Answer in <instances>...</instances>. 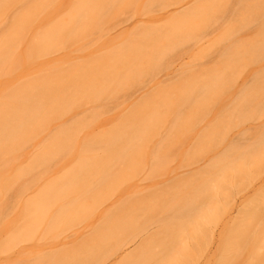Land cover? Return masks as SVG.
<instances>
[{
    "label": "rangeland",
    "instance_id": "374dc122",
    "mask_svg": "<svg viewBox=\"0 0 264 264\" xmlns=\"http://www.w3.org/2000/svg\"><path fill=\"white\" fill-rule=\"evenodd\" d=\"M78 1L79 0L0 1V8L2 7L0 12V26L3 27L4 25L8 26L7 28H9V26L13 25L14 21L17 19L31 26H28V28H31L30 31L17 34L21 37L29 38L34 34L40 35L41 32L46 30L47 26L65 24L63 25V27H65V32L70 34V37L80 40L78 42H66L63 45H58L52 49L48 56H46V58H48L51 63L57 67L62 65L66 67V65L68 66V63L77 65L82 63L86 64V62L88 63V61L90 62L91 60L99 59L100 61L102 56L108 54L109 51H113L115 47L116 49H119L122 43L127 41L131 43H135L136 41L138 44L137 46L143 47L141 54L145 59V62L141 65L140 61L136 63L130 60L131 63L129 62V70L126 71L127 73L125 74V72H123V76L120 74L122 76V80L120 79L122 85L119 87H114L112 89L114 91L111 93L108 92L101 94V97L95 101L85 102V104L81 103L83 104L82 107L79 108L78 106L77 109L68 112L66 116L63 117L62 123L64 124V121H66L70 124V122H75V120L78 118H82L81 116L90 114L93 110V112L96 110L95 113L100 110L99 113L101 112V114H104L99 120L97 119L98 121L94 120L96 122H93L91 119L92 123L90 122L91 124H87H90L89 126L82 127V132L76 136V139L78 140H76V142L78 145L80 144L79 146L81 147V144H84L83 141L87 139L88 134H96L100 133V131H106V129L112 127L115 122H123V120L121 121L120 119L125 118L130 112H132V108L137 106L139 103H142V101L148 100L149 103L154 101H163L165 104L168 103L167 105H169L170 111L167 112L169 110L168 107V110L162 107L161 109L159 108V105L156 106L154 104L156 107H158L157 109H161V111H157L159 113L161 112L163 118L159 123L154 125V127H151V138L150 140L148 139L149 141H147L146 145H144L145 151H143L141 155L138 154L136 156V159L138 158L137 160L140 162V166H138L139 164H135V167L133 168H136V166L138 168L136 171H134L135 169L133 170L134 172H132L130 178L127 179V181L129 180L127 184L123 185L122 182L123 190L121 189L118 192H116L117 189L116 191L114 190L116 193L113 192L109 199L106 198L107 200H104V203L102 202V206L98 204L101 206L100 208L94 207L93 209L92 207L89 209L90 212L95 211L96 209L97 212L100 211L102 214L99 212L98 215L95 211V213L92 214V217H89V220L87 219V222H84L86 219L84 221L77 222V217H75L76 219L73 218L75 219L74 222H76L75 225L71 221L72 219H69L70 221L68 222H72V226H68L70 224L69 223L67 225L68 227H63V229L57 231L56 233H53L55 230L52 231L51 229L53 235L52 233L50 234L49 230H47L48 228H46L47 233L45 234L44 232L45 236H47L49 233L48 235H52L53 237H48L49 240L48 238L46 240L42 232L45 229L43 228L45 225L43 227L41 226L43 229H39L42 231L38 230L36 232L34 231L35 233L32 232L33 235L35 234L34 236L32 235V239H29V236L26 237L27 239H23L25 237H22L21 239L23 240H19L18 242L15 241V244L13 242L12 246L8 247L9 249L6 248L8 249L7 251L5 250V252L2 254L0 253V264H47L46 262L48 261H46V259L48 260V258L45 259V257L51 256L53 260L54 253V256H56V253L58 252H65V254L66 252H72L75 245L80 240H83V236L91 231L89 228H93L94 225H97V222L101 220L100 218H102V216L104 218L103 214H110L112 212H107L111 206L117 204L121 198H123V200H128L131 194H133L134 197L135 195L136 197L140 196L138 199L142 198L141 196H145L146 198L148 194L159 197L158 195L160 194V197L164 199L163 202H165L167 205L168 203L172 202V205L170 204V206L172 207L171 209L174 210L175 207L173 208V201L176 199V197H174V191L176 190L174 185H179V182L181 181H183V183L187 182L188 190H186L189 192V195H191L192 191H194L193 189H196L199 185L209 187L211 184H215V181L212 179L214 173L212 174L211 172L213 164L216 161H218L217 163L220 164L221 159L225 157L221 163H225L227 167L230 166L229 164L233 165V163L236 165L235 162L242 163L243 161H246V171L240 172V174H237L233 178L229 175L228 177L224 176V178H226L224 179L225 184L222 182L224 184V193L220 191L221 193L219 192V194L221 195L213 196L212 198L215 197L214 199L206 196V194V197L203 198L201 197V194H196L199 196L200 202L199 205H195L193 202L195 206L192 207L193 209L195 207L193 212H195V216L197 217H191L194 215L193 212L190 217L200 222V225L196 224V226H201V230L200 227L197 230V232L199 230L201 231H199L201 234L200 242L196 241L197 239L194 240L191 238L193 237L192 235L194 232H192L193 234L190 233V228H188V226H185L186 228L183 229V225H185L182 224L183 221L180 222L181 224L179 223L180 227H182L181 229L183 230L180 229L181 231L179 232L175 229L173 225L175 221L173 218V213H176V210L173 212H167L170 210L167 205L165 208L163 207V211L160 210L158 213H155L152 216H146L148 215L147 212L152 211L153 207H155L152 205L153 207H150V209L152 208L151 210L145 208L147 211L144 213L145 215H139L138 219L136 217L138 223L132 222L133 218H131V220L128 215L129 213H126V216L128 217L126 218L130 219L131 224H133L132 227L139 225L137 229L134 227V229H132L130 232H127L128 229L126 232H124L125 230H121L123 233L120 234H116V231L112 232L117 235L115 240L120 242V244L126 240L129 241V239L130 241L132 239L131 242L128 243L126 241L128 243L127 245L126 242H124L125 246L120 245V251L117 249L118 247H116L118 246L117 244H115L116 248H114V246L109 247L107 245L108 247L106 249L103 248L104 250L100 252H98V248L95 255L98 256V254H100L102 259L99 257L98 259L101 261L92 262L91 257L93 255L91 256V254H93L94 251L91 254L89 253L91 257L89 260L87 259V264L90 260L92 262L90 264H171L172 262H175V260L170 258L167 260V258H177L178 262L180 245L182 246V243H186L187 245H185L188 246V249L186 250L189 251V256H187L186 252L185 257L187 258L183 263L181 262V264L216 263V258L218 257L217 254L221 252L220 247L221 249L223 248V246H221V239L224 236L225 230L232 225L234 226L235 221L242 222L244 219H246L245 213L248 208H257L256 210H258L259 214H261V219L258 221L256 226H259V229L264 228V53H258L256 50L259 45H261V43L264 44V0H85L89 3V6L92 7L90 9L93 10L92 12H89V10L87 12L83 11V13L82 10L79 9ZM77 20L88 22H85L86 25L81 28L78 26L75 28L73 26V22H77ZM78 24H80V22H78ZM2 27H0V36L3 30ZM146 29H151V31L152 29H155V31H157L156 33L158 39L153 38L141 41V33H143V31ZM150 33H153V31ZM64 35H66V33H64ZM233 49H237L238 51L240 50V53H230ZM38 61V63H34L32 65L34 70H40L42 68L40 63L41 61ZM100 65H102V67L104 66L102 63ZM109 66L111 65L107 63V66L105 65L104 67L109 68ZM124 66L126 67L127 65ZM102 69L103 68L99 70ZM98 74L97 77L100 76L103 81H109V78L107 75H105V72L103 73V71H100ZM108 84L112 88V84ZM159 102L157 104H161V102ZM162 105L163 107L167 106H164V104ZM93 112L91 113L92 115L94 114ZM178 116L181 117V120L183 119L181 122H178ZM90 118L91 117L89 116V119ZM127 121L129 122V120ZM59 123L61 122L54 121L53 124H51V128L56 129L54 126L59 125ZM83 128L88 129L83 130ZM46 134L47 133L43 134V136ZM45 138L43 139L45 140ZM259 144L262 145V148L258 146ZM161 146H165V148L158 151L157 149ZM33 147H31L30 144L29 147H26V149L22 150L25 151L24 154H22L23 156L21 155L22 157L20 161L18 160V165H20L22 162L24 163V161L26 163L27 158L28 160L29 158L31 159V153L35 151ZM91 154H93V152ZM78 155V150L76 152L70 153L69 155H60L58 156L59 158L55 160V162L52 161V164L54 163L53 165L51 163L49 164L52 166H48L49 168L47 167L45 169L43 168V170H46H42L43 172L41 170L39 171V168H37L34 172L37 178L33 184L30 183V185H28L29 183H27V179L21 178V183L19 182L17 183L18 185L16 184L18 187L20 186L19 184L22 185V182L24 181L27 183V186L26 183L24 184V187H27L24 189L25 191L22 189L23 185L19 187H22L21 189L23 190V193L20 191L22 195H20L19 192L20 196H16V194L18 195V192L14 194L10 191L11 194L9 193V197L7 196L8 198L5 199V201L7 200L6 203L5 201L3 202V204L5 203V205H9L8 207L6 205L8 210L6 209L7 212H5V208H3L5 206H3L2 209L5 210L3 211L5 213L1 212L0 214V222L2 224V226L0 224V243L1 246H3H0L1 249L4 248V245L10 238V232L11 234L13 231L16 234L22 233L19 229H16L19 225V228L22 227L21 222L23 218L20 216L21 213L19 210L21 211L22 209H25L23 205L25 204L24 206H26L31 203L29 199H33L37 190L43 186L46 180V184L48 185L50 184L49 181L55 180L53 179L55 176L63 173V171L66 173L68 172L66 169L75 166L73 165V161L76 160L75 158H77ZM22 158L24 161H22ZM80 158L77 159L80 160ZM226 158H228L227 162L225 161ZM70 163H72V165H70ZM16 164L17 162L14 166H16ZM118 165L121 166V163H117V165L113 167V170L114 168L119 169L120 167ZM156 165L159 166L160 169L158 168L159 170L154 171L155 173L152 174L151 171L155 169L154 166ZM242 165L243 163L240 166ZM68 166L69 168H67ZM214 169L217 170V168ZM41 172V176H38ZM224 173L227 174L226 171ZM124 182L126 181L124 180ZM180 184L182 185V182ZM96 185L99 186L100 184ZM119 186L121 187V185ZM215 186L218 187L216 184ZM108 187L109 186H106V188ZM180 187H178L179 191H182L185 188L183 186V189L180 190ZM219 187L221 188L220 185ZM11 188H13V186ZM15 189L13 190L15 191ZM222 189L223 185L221 190ZM202 193H204V191ZM194 194L195 192L192 195ZM102 195V199H105V193ZM176 195H179V193L176 192ZM155 197H152L151 200H153ZM82 198V203H84L86 201H84L86 197ZM178 198L182 197L178 196ZM183 198H185V196ZM187 198L185 200H187ZM199 198L197 199L199 200ZM91 200L92 199L89 198L86 201L88 205L92 204ZM154 200H156V198ZM154 200L152 202L155 203L154 205H156L157 201L154 202ZM189 200L191 199L189 198L188 201ZM28 201L29 203L26 204ZM95 201L93 199V202ZM129 201L133 202L132 200ZM142 203L140 204L142 205ZM32 204L33 202L31 203V206H28V208H34H32V211L31 209L28 210L27 207L26 209L28 210V213L31 211V214H33V216L36 218L35 211L37 208L32 206ZM181 204L182 202L180 203V207L182 206ZM93 205L94 203L92 206ZM189 206L191 207V205ZM58 207L59 205L56 207V209H58ZM85 207L88 208L87 205ZM113 208L114 207L111 209ZM143 209H141L142 212H144ZM188 209L186 208V210ZM55 210L51 211L50 214H47L48 216L50 215L49 219H46L48 220L47 222L51 220L53 221L52 218L54 215L52 218L50 217L52 212L54 213ZM186 210L184 208L183 211L191 214L190 210V212ZM256 210L254 211L256 212ZM115 211L116 210H114V212ZM180 211L177 212L179 213L178 216H183ZM90 212L89 214L91 215ZM138 212L135 213V215L139 214ZM153 212L154 211H152V213ZM38 213H36V215ZM152 213L150 212V214ZM111 214V216L109 215L111 219H114L115 217L117 218L113 212ZM40 215L38 216L40 219H42L44 215H41L42 217ZM47 215L45 214L46 217ZM121 215L120 219L122 218ZM132 215L133 214H131L130 217H133ZM213 215H215L216 218L212 217ZM54 217L56 218V216ZM109 217H106L107 222H109ZM185 217L186 216L183 218ZM162 220L170 223H172L170 220H173V226L170 225V228H174L176 232L182 233V236L180 237L181 240L182 238L183 241L186 239L184 242H176L178 245L175 242H172L175 245L172 244V246H170V244H167L169 241L165 243L166 245H169V247L166 246L168 255H166L165 252L164 254L166 257L164 259L169 262H166L159 256L161 253H163L164 247L162 248V245L160 246L157 242H160L162 239L164 240L166 234L169 233L168 231H171L168 230L167 225L168 231H162L163 229H160L161 226H159L160 228L158 227V225H161L159 223H161ZM196 220L195 222H197ZM9 221L11 224L12 222H15L14 224L18 223V226H14L13 224L12 226H14V229H11ZM23 221L25 222V219ZM125 221L128 222L129 220ZM189 221H191V219ZM5 222L6 224L4 227L3 225ZM100 222L98 223V228L103 221L101 224ZM118 222L119 223H117V225L123 224L122 228L124 229L125 223H120V220ZM23 224L24 223H22V225ZM59 224L62 225V222ZM110 224H113V222ZM128 224V227H131L129 222ZM193 225L191 226L193 227ZM60 226L59 228H62L63 225L61 227ZM15 227L17 228L15 229ZM94 227L96 230L98 229L97 226ZM102 227L100 229L104 228ZM108 227L109 226H107V228ZM9 228L11 231L8 232ZM107 228H105V230ZM110 228L112 227L110 226ZM55 229L58 228L55 227ZM194 229L196 230L197 227H194ZM194 229L193 231H195ZM108 231H110V229ZM231 232H234V234L236 233L235 229H233ZM117 233H119V230ZM101 234L103 235V232H101L99 236H101ZM109 234L110 232L107 235L109 236ZM230 234L231 233H227L226 235L229 236ZM18 236L15 235L16 239ZM87 236L90 238L89 235H86L85 237ZM99 236L98 238H100ZM112 236H109L108 239ZM95 237L93 238L96 239L97 237ZM107 237L105 239H107ZM11 238H13V236H11ZM169 238L172 239L173 237L171 236ZM5 239L7 240L5 241ZM250 239L251 237H249L243 243L247 244L248 240L251 241ZM2 240H4L5 243H3L4 241L2 242ZM111 240L110 242L112 244V242L115 240ZM177 240H180L179 237ZM104 241L105 240L101 242L99 241V247L102 246L100 243L102 244ZM107 241L109 242V240ZM94 242V245H96L97 241L94 240ZM88 243L89 242H87L86 245ZM83 244L85 245V243L82 242V245ZM92 245L93 243L89 246V248ZM104 247H106V245H104ZM122 247L123 250L126 249L125 252H122ZM261 248L259 255L264 252V248H262L263 250ZM254 249L255 251L259 252L256 247ZM184 250L185 249L183 248V251ZM247 250V252L250 254V247ZM2 251L3 250L0 252ZM89 251L90 250H88V252ZM180 251L182 250L180 249ZM248 253L243 255L242 258H239L243 264H247V256H249ZM71 254L72 253H70V255ZM78 254H80V251ZM81 254L79 257L83 255ZM164 254H162V256ZM263 254L264 253L261 255L262 257ZM41 257H44V260H38L41 259ZM60 257H62V254ZM76 257L77 256H74V258ZM79 257L77 258L79 259ZM86 257L84 260H86ZM71 258L74 259L72 256ZM214 259H216L215 262ZM64 260H61L64 263H60L67 264L66 262L69 261V259L66 262ZM241 261H239L240 264H242ZM79 262L80 261L77 263L80 264Z\"/></svg>",
    "mask_w": 264,
    "mask_h": 264
},
{
    "label": "bare ground",
    "instance_id": "6f19581e",
    "mask_svg": "<svg viewBox=\"0 0 264 264\" xmlns=\"http://www.w3.org/2000/svg\"><path fill=\"white\" fill-rule=\"evenodd\" d=\"M86 2L87 1H85V0H83V1L79 0L78 1L79 9L82 10V13H83V11L87 12L89 10V12H92V10H93V9L92 10L90 9L92 7H90L89 3L88 2L86 3ZM1 9H2V7L0 8V12H1ZM70 22H72V21H70ZM78 22H80V24H78ZM85 22H88V21H85ZM85 22L77 20V22L76 21L73 22V24H74L73 26L75 28H76V26L81 28L84 25H86ZM61 24H63V23H61ZM63 25H65V24H63ZM63 25L47 26L46 30L41 32L40 35L34 34L33 36H31L29 38H24V37H21L20 35H17L18 33L22 34V33L28 32L31 29L30 25H27L26 23H24L21 20H18V19L15 20L14 24L9 26V28H7L8 26L3 25V27L6 29H4L2 26H0V27H2L3 30H6V31H3L1 29L2 32H1V36H0V201H2V202H0L1 203L0 214H1V212L5 211L6 209L8 210L7 207L9 205L6 204L7 205V207H6L5 203L7 200L5 201V199H7L9 197L11 192L14 194L16 192H18V195L16 194V196H20V195H22L23 190L25 188H27V187H24V184L26 183L25 181L22 182L23 186L21 184H19L20 186L23 187V188L21 187L23 190L21 188H19L20 186L19 187L17 186L18 185L17 183H19V182L21 183V178H26L27 183H29L28 185H30V183L33 184V182L36 181V178H37V176L34 174L35 170L37 168H39V171L40 170L42 171L43 168L45 169L48 166H52L54 164V163L52 164V161L55 162V160L59 158L58 156L64 155V154L69 155L70 153L76 152L78 150L79 155L77 156V158L81 157L80 160L75 158L76 160L73 161L74 162L73 165H75L76 167L72 166L69 168V166H68L67 168H69V169H66V170H68V172L64 173V171H63V173H61V174H59L53 178L56 180V182H55V180H53L54 182L49 181L50 184L47 185L46 184L47 180H46L45 183L43 184V186L37 190L33 199L32 200L29 199V201H31V203L33 202L32 206L37 208V210L35 211L36 218L33 216V214H31L33 207L28 208V206H31V203H29V201L26 202V204L29 203L28 205H26V206H24L25 204L23 205V207H25V209H22L23 212H22V210L20 211L18 209L19 212L21 213L20 216H22V218H23L22 222H21L22 227L19 228L20 225L18 226V223H16L17 225L14 224L15 222L14 223L12 222V224H11V222L9 221L10 222L9 224L11 225V227H10L11 229H14L13 228L14 226H18V228L15 227V229L16 228H17L16 230L19 229L20 232H22V233H20V234L17 233L19 235L18 236L14 231L12 232V234L10 232V235H9L10 238L9 239L12 241H10L7 238L8 241L4 245V248H2V249H1V247H3V246H1V243H0V246H1L0 251L3 250L2 252H0L1 254L3 252H5V250L7 251L9 249L8 247L12 246L13 242L15 244V241L18 242L19 240L21 241L23 239H27L26 237H28V236H29L28 237L29 239H32L33 236L35 235V234L33 235V233H35L38 230H41L39 228H42L44 225H45V227H43V228H45V229H44V231H42V230L41 231L43 232V235L45 236V234L47 233L46 232L47 230H49V233L51 234L52 231H54V230L55 231L53 233H56L57 231H60L61 229H63V227L65 228L68 226H72V224H71L72 222L75 225V223H76V222H74L76 219L75 217H77V219H76L77 222L78 221H84L85 219L86 220L84 222H87L90 219L89 217H92V214L95 213V211L99 215L100 211L97 212V210L95 209V211L90 212L89 209H91L92 207H93V209H94V207L100 208L102 206V202L104 203L105 202L104 200L109 199L110 196L113 194V192L116 191V189H117L116 192H118L119 190L122 189V182H123V185H125L129 182V180L127 181V179H129L130 176L132 175L131 173L136 171L138 168L137 166H136V168H133V167H135V164L140 163L139 160H137L138 158L136 159V156L138 154L141 155L142 152L145 151L144 145H146L147 141H149L151 138V133H152L151 127H154V125L159 123L163 118V116L161 115V112L159 113L158 111H161L162 108H166V110H168L170 108L169 105H167L168 103L165 104V103H163V101L162 102L160 101L161 104H157L159 101L158 102L154 101L155 103L154 102L149 103L148 100L142 101V103H139L140 105L139 104L137 105L138 107L135 106L136 108L135 107L132 108V110H131L132 112L129 113L131 116L128 114L129 116L127 115L125 118L120 119L121 121L123 120V122H120L118 120L119 122H115V124L112 127L106 129V131H100V133H96L97 136H96V134H93V133L88 134L87 139H85L83 141L84 144H81V147H80L79 146L80 144L78 145V143L76 142V140H77L76 136L82 132V130H81L82 127L83 126H85V127L89 126L92 123L91 119L93 120V122L98 121L100 119V117H102L104 114H101V112L99 113L100 110H98L97 113H95L96 110H95V112H93L94 111L93 110V111H91V113L92 112L94 113L93 115L91 113L87 114L91 117L90 119H89V116L83 115V116H81L82 118H78L77 120H75V122L74 121L70 122V124L66 121H64V124H63L62 123L63 117H65L68 112L77 109L78 106H79V108L82 107L83 104H85V102L95 101L96 99H99V97H101V94L108 93V92L111 93L112 91H114V90H112L114 87H119L120 85H122V82H121L122 76H123L122 73L125 72V74H126L127 73L126 71L129 70L130 60L133 62H136V63H138L140 61V64L142 65V63L145 62L144 61L145 59L143 58V56L141 54L143 47L137 46L138 44L136 41H135V43L134 42L131 43V42L127 41L125 43H122V45L120 46L119 49H116V47H115L113 49V51H109L108 54H105L104 56H102V58H100V61H99V59L91 60L90 62L88 61V63L86 62V64L82 63V64H77V65H72V64L68 63V66L66 65V67H64L63 65L57 67L53 63H51V61L48 58H46V56H48L49 53H51L52 49L58 45H63L66 42L71 43V42L80 41L78 39H74V37H70L71 35L68 34L67 32H65V27H63ZM28 26H30V27L28 28ZM149 31L150 32L153 31V33H150ZM152 31H151V29H149V30L146 29L145 31H143V33H141V37H140L141 41L142 40L145 41V40L153 39V38L158 39V36L156 33L157 31H155V29H152ZM64 33H66V35H64ZM256 50L258 53H264V44L261 43V45H259V47ZM230 53H240V50L238 51L237 49H233ZM38 60L41 61L40 63L42 65V68H41V65H40V68L42 70L41 69L40 70H38V69L34 70L33 69L32 65L34 63H38L39 62ZM99 63L100 64L102 63L104 66L105 65L107 66V63H108L111 66H109V68L108 67L106 68L104 66L102 67V65H100ZM123 63H124V65H127L128 67L127 66L125 67L123 65ZM35 65H37V64H35ZM99 66H100V68H99ZM101 68H103V69L99 70ZM100 71H103V73L105 72V75H107V77L109 78V81H103L100 76H99L100 79H99V77H97L99 75L98 73ZM116 80H117V82H116ZM108 83L112 84V88L109 86ZM116 84H117V86H116ZM81 103H83V104H81ZM154 104L156 106L159 105V108H161V107L162 108L157 109L158 107H156ZM162 104H164V106H166V105L167 106L163 107ZM167 107H168V109H167ZM169 111H170V109L167 112H169ZM102 113H103V111H102ZM178 117H177V120L179 119L178 122L179 121L181 122L183 119L181 120V117H179V118ZM79 119H81V120H79ZM125 119H126V121H125ZM94 120H96V121H94ZM127 120H129V122ZM54 121H60L61 123H59V125H61V126H59V125L54 126V127H56V129L51 128V124H53ZM87 121H89V122H87ZM66 123H68V124H66ZM88 123H90V124L87 125ZM85 129H88V128H83V130H85ZM45 133H47L46 134L47 136L44 135L46 138L43 136V134H45ZM40 137H41V140H40ZM43 138H45V140ZM88 138H89V141H88ZM83 142H80V143H83ZM30 144H31V147H33V145H34L33 149L35 150V151H33V153H31L32 154V157L30 156L31 159L29 158V160H28V158L25 157L28 160V161L26 160V163H25L24 159L22 158V161H24V163L22 162L23 164L21 163L20 165H18L21 157L23 156L22 154H24V151H25V150L24 151H22V150L26 149V147H29ZM258 146L260 148H262L261 144H259ZM163 148H165V146H161L157 150L159 151ZM92 152L94 155L91 154ZM223 159H225V157H223ZM223 159H221V161ZM219 161H220V159H219ZM221 161H220V164L222 167L220 166L219 163H217L218 161H216L213 164V168L211 171L212 174L214 173L216 175L215 176L213 174L212 179H213V181H215V184L218 185V187L215 186V184H211L209 187L199 185L200 187L198 186L196 189L194 188L193 189L194 191H192L191 195H189V192L187 191L188 190L187 189V187H188L187 182L183 183V181H181L182 185L180 184L181 182H179V185L182 187H180L178 184H175L176 186L174 185V187L176 190L174 191V193H175L174 197H176V199H174V201H173V208L174 207L177 208V206H178L179 209L174 208V210L171 209L172 207L170 206V204L172 202L168 203V205H167L165 202H163L164 199L162 197H160V194L158 195L159 197H157V196L155 197V196L148 194L147 196L149 198L146 196L147 199L145 198V196H141L142 198L138 199V197H140V196L136 197V195H135V197H134L133 194H131L133 196L128 195L130 198L128 197L129 198L128 200L125 199L126 201L123 200V198H121L120 199L121 202L120 201H118L119 203L117 202V204H119V205L114 204L113 206H111V208L114 207L113 209L109 208L107 210V212L112 211L113 214L115 216H117V218H119V219H117L116 217L115 218L113 217L114 219H111L109 217V215L112 212L110 214L105 213L108 216L103 214L106 221L104 220V218L102 216L103 220H102V218H100L101 220H99V222L103 221L102 224L100 222V224H101L100 227L98 228L99 222H97V225H94V226H97V228H98L97 230H99L103 225L104 228L102 227L103 229H100L101 231L100 230L97 231L94 226H93V228L95 230L92 227L89 228L91 230L90 232L91 233L93 232V233L92 234L90 232L86 233L83 236L84 237L83 240H80L77 243L80 246L76 244L77 246L75 245L72 252H66V254H65V252L56 253L59 257L57 255L54 256L55 255V253H54L53 254V260L55 263L53 262L51 256L45 257V259L48 258V260L46 259V261H48L46 263L47 264H61V263H64L61 260L65 259L64 261L66 262L69 259L70 262L69 261L66 262L67 264H78L77 263L78 261H80L79 262L80 264H82V263L87 264V261L90 259V257L92 255L94 256V257L93 256L91 257L92 262L93 261L94 262L95 261L96 262L101 261L98 259V257L101 258V255L100 254H98V256L95 255V253H97L96 250L98 248H99L98 252H100V251L104 250L103 248L106 249L108 246L109 247L114 246V248L118 247L117 249L120 251L119 246L120 245L123 246L124 242H126V241L128 243L131 242L132 239H131V241H130V239H129V241L128 240H126L124 242L122 241L123 243L120 244V242H117V240H115L117 237L116 234L123 233L122 231H124V230H125L124 232H126L127 229H128L127 232H130V231H132V229H134V227H135V229H137L139 227V225L132 227L133 224H131V222H130L132 220L131 218H133L132 222L138 223L137 219L139 218V215H145L144 213L147 212L146 209H150V207H153V206L156 207V208L153 207V209L151 208L152 211H154V212L152 213V211L148 210L149 212H147L148 215H146V216H149V215L152 216L155 213H158L160 210L163 211V209L167 205V207H169V209H170L167 212H173L176 210L175 211L176 213H173V218L175 220L174 221L175 224L173 223V220H170L173 223L175 229L180 232L181 230L185 229L188 226V228H190V233L194 232V234L192 233L193 237H191V238H193L194 240L197 239L196 241L200 242L201 226H198V225H200V222L194 218H191L193 216L195 218L197 217V216H195V212H193L195 207L193 209L192 206L199 205L200 198L198 195L201 194L202 198L206 197V196L212 198L213 196L221 195V194H219V192L224 191V184H225L224 179H226V178H224V176L228 177V175H229V176H232V178H233L237 174H240V172L246 171V167H245L247 165L246 161L242 162L243 163L242 166H240L242 164L241 162L240 163L235 162L236 165L233 163V165L229 164L230 166H228V167H227V165H225V163L222 164ZM225 161L227 162L228 158H226ZM16 162H17L16 166L18 165L17 167L14 166ZM112 162H113V164H112ZM50 163L52 165H49ZM117 163H121V166L118 165L121 169L120 168L119 169L114 168V170H113V167L115 165H117ZM70 165H72V163H70ZM138 166H140V164ZM156 166H154L155 169L153 171H151L152 174L155 173L154 171H158L160 169L159 166H157V167ZM214 168H217V170ZM220 168H222V169H220ZM70 169H71V171H70ZM116 170H117V172H119V171L120 172L117 173ZM213 170L216 172H214ZM224 170L226 171L227 174L224 173L225 172ZM43 171H46V170H43ZM42 172L38 176H41ZM128 174H129V176H128ZM124 180L126 182H124ZM222 182H224V184ZM27 183H26V186H27ZM96 184H100V185L97 186ZM119 185H121V187ZM219 185L221 186V188L223 185L222 190L219 187ZM12 186H13V188H11ZM106 186H109V187L106 188ZM183 186L185 187L184 189H183ZM178 187H180V190H182V189L183 190L179 191ZM203 187H204V189H203ZM201 188H202V190H201ZM13 189H15V191ZM200 190H201V192H200ZM20 191H22V193ZM203 191H204V193H202ZM19 192H20V195H19ZM176 192L179 193V195H176ZM187 192H188V194H187ZM194 192H195V194L192 195ZM103 193H105V195L107 194L106 196L104 195L105 199H102ZM180 193L183 195H181ZM196 194H198V195H196ZM202 194H203V196H202ZM205 194H206V196H205ZM178 196L182 197V198H178ZM184 196H185V198H183ZM82 197H84V198L86 197L84 199V201L85 200L87 201L89 198L92 199L91 201H92V204L94 203V205L93 206H92V204L88 205V203L86 201L85 202L83 201L84 203H82V200H83ZM132 197H134L135 199L134 198L131 199ZM152 197L156 198V200H154L155 198H153V200H154V202L157 201L158 204L156 202V205H154L155 203H153L152 202L153 200H151ZM196 197L199 198V200ZM177 198H178L179 202L177 201ZM186 198H187V200H185ZM189 198L191 200L188 201ZM214 198H212V199H214ZM93 199H94V201L96 200L97 202L96 201L93 202ZM129 200H132L133 202H131ZM160 200H161V202H160ZM193 200H195V201H193ZM4 201H5V203L3 204ZM138 201H139V204H138ZM141 201L142 202L144 201L145 204H144V202L142 203ZM147 202L150 204V206ZM181 202H182V204H181L182 206L180 207ZM193 202L195 203V205ZM140 203H142V205ZM189 203H191V204H189ZM53 204L55 207L53 206ZM85 204L87 205L88 208L85 207L86 206ZM98 204L101 206H99ZM162 204H165V205H162ZM58 205H59V207H58V209H56V207ZM189 205H191V207ZM3 206H5V207H3ZM2 207L5 208V210L2 209ZM26 207L28 210L31 209V211H29V213L27 212L28 210L26 209ZM160 207H161V209H160ZM184 208H185V210H186V208L187 209L189 208L186 211L190 210L191 214L183 211ZM191 208H192V210H191ZM1 209H2V211H1ZM141 209H143L144 212H142ZM252 209L248 208L246 213H245V215H246L245 218L247 219V221H246V219H244L242 222L241 221L240 222L235 221L234 226L232 225L231 227H229L225 230L224 236L222 235L223 237L221 239L222 240L221 246H223V248L221 249V247H220V250L222 253L219 252L220 254L219 253L217 254L218 257L217 258L215 257L217 260L214 259V262L216 260V263H213V264H240L239 261H241V259H239V258H242L243 255L248 253L247 249H249V247H250V250H249L250 254L248 253L249 256H247V264H258V263L263 264L264 263V258H263L264 254H263V257L261 256L262 253H264V252H262L259 255L260 248L261 247L264 248V228L259 229V226H256L258 221L261 219V214H259L258 210H256L257 208H254L253 210ZM7 210L5 212H7ZM54 210H55V212L54 213L52 212L50 218H52L53 215L56 216V218L53 216V218H52L53 221L51 220V221H49L51 223H49V222H47L48 220H46V219H49L50 215L48 216L47 214L48 213L50 214L51 211H54ZM114 210H116V211L114 212ZM254 210H256V212ZM38 211L41 215H44L42 219H40V217L38 216V215H40L38 213ZM136 211L137 212L139 211L138 212L139 214H137L138 216L135 215V213H137ZM179 211H180V213L183 214V216H181V215L178 216L179 213H177V212H179ZM5 212H3V213H5ZM89 212L91 213V215L89 214ZM140 212H142L143 214ZM150 212L152 214H150ZM192 212L194 213V215H192L193 214ZM247 212H248V214H247ZM257 212H258V214H257ZM36 213H38V214L36 215ZM126 213L127 214L129 213L128 215H129V218L131 220L127 219L128 217L126 216ZM45 214L47 215V217L45 216ZM100 214H102V213L100 212ZM121 214L124 216H122ZM131 214H133L132 215L133 217H130ZM176 214H177V216H176ZM188 214H189V216H188ZM15 215H18V214H15ZM86 215H88V216H86ZM120 215L122 217L121 219H120ZM105 216L109 217L110 218L109 222L112 221L113 224H110L112 222H110V223L107 222V219ZM180 216H181V218H180ZM184 216H186L185 217L186 219L183 218ZM78 217L80 218V220ZM136 217H137V219H136ZM189 217H190L191 221H189L190 220ZM212 217H215V215H213ZM37 218H39V219H37ZM73 218H75V219H73ZM123 218L125 220H129L128 222L131 224V227H128V225H129L128 222L125 221ZM24 219H25V222L23 221ZM69 219H72L71 223L68 222V221H70ZM114 220H116L117 222ZM119 220H120V223H125V226L128 228H126L124 226V229H123L122 228L123 224L122 225L118 224V225H121V226H118L117 223H119L118 222ZM176 220H179V221H176ZM195 220L198 223L195 222ZM63 221H64V223H63ZM182 221L183 222L185 221V222L183 223ZM60 222H62L63 226L61 224H59ZM162 222H163V224H162ZM162 222L159 223L161 225H158V227L161 226V228L160 227L159 228L163 229L162 231L171 230V231H168L170 233V235H169V233L166 234L165 238L168 239L171 236L173 237L172 239L169 238L168 240H166L164 238L165 241L162 239V240H160V242H157L160 246L162 245L161 246L162 248L164 247L163 253H161L159 255L160 258L164 259L166 257V255H168L167 251H166L167 250L166 246L169 247V245H166L165 243H167L169 241L167 244H170V246H172V244H173L172 242H175V243L176 242L177 243L178 242H184V241H186V239H184V241H183V238H182V240H181L180 237L182 236V233H178L175 231L174 228L173 229L170 228L171 226H173L172 223L167 222L165 220H162ZM165 222H167V223H165ZM180 222H182V224H185V225H183V227H184L183 229H181L182 227H180V224H181ZM186 222H188V223H186ZM22 223H24V224L22 225ZM193 223L195 226L193 225ZM0 224H1V222H0ZM5 224H6V222L3 225L4 227H5ZM13 224H14V226H12ZM176 224H178L179 226ZM196 224H198V225L196 226ZM52 225H53V227H52ZM55 225H57L58 227ZM60 225L62 226V228H59ZM105 225H106V227H105ZM166 225L168 226V230H167ZM191 225H193V227ZM1 226H2V224H1ZM54 226L56 228H58L59 230L55 229ZM107 226H109V227L107 228ZM110 226L112 228H110ZM113 226H115L117 229ZM261 226H263V225H261ZM194 227L195 228L197 227V229L195 230ZM199 227H200V230H199L200 232L199 231L197 232ZM10 228L8 229V232L11 231ZM46 228H48V229L46 230ZM105 228H107L108 230L110 229V231H108L107 229L105 230ZM130 228H131V230H130ZM165 228H166V230H165ZM178 228H179V230H178ZM230 228L235 229L236 233L234 234V232H231V231H233V229H230ZM51 229H52V231H51ZM193 229L196 232L193 231ZM118 230H119V233H117ZM227 230H229L230 232ZM44 232H45V234H44ZM101 232H103V235L101 234V236H99ZM109 232H110L109 236H112V235L113 236L108 239L109 236L107 234ZM112 232H115L116 234L112 233ZM171 232H173V233H171ZM174 232H176V233H174ZM226 232L231 233L232 235L230 234L229 235L230 237H229L228 235H226L227 234ZM53 233H52V235H53ZM164 233H167V232H164ZM48 234H47V236H45L46 240L48 237L53 238L52 235L49 236ZM90 234H91V236H90ZM96 234L100 238H98V236ZM15 235L20 237V238L17 237V239H16ZM86 235L90 236V238L87 236L89 240L87 239V237H85ZM197 235H199L200 237ZM11 236H13V238H11ZM176 236H177V238H176ZM22 237H25V238L21 239ZM93 237H95L96 239H94ZM106 237H107V239H105ZM178 237L180 240H177ZM249 237H251L250 240L254 241L255 243L248 240L247 244H244L243 242L245 240H247ZM102 238H104V239H102ZM7 239H5V241ZM99 239H102V240H99ZM48 240H49V238H48ZM94 240L97 241L98 245H97V243H96V245H94V243H95ZM103 240H105V241L102 242V244L100 243V245H102V246H100L101 247L100 248L99 247V241L101 242ZM107 240H109V242ZM110 240L111 241L115 240L116 242L113 241L112 242L113 245H112ZM3 241L4 240H2V242ZM5 241L3 243H5ZM106 241L108 244L106 243ZM82 242L85 243V245L87 242H89L90 245L93 243V245L90 247L91 248L90 249L89 248L90 245L88 243L87 244L88 246L86 245V247H87L86 248L84 244H83L84 245V247H83ZM127 242H126V245L128 244ZM103 243H105V244H103ZM115 244H117L118 246H116ZM185 244L182 243V246L180 245V248H179L180 254H179L178 262H177L176 257H175L176 259H173L174 257L171 258V257L167 256L168 257L167 260H169V258L172 260H175V262H172L173 264H175V263L181 264V262L183 263L184 260L187 258V257H185L186 252H187V256H189V254H188L189 251L186 250V249H188V246H186L187 244L186 245ZM104 245H106V247H104ZM173 245H175V244H173ZM77 247H78V249H77ZM182 247L186 251L185 250L183 251ZM253 247L254 248L256 247V249H258L259 252L255 251V249ZM258 247H260V248H258ZM6 248H8V249H6ZM180 249L182 251H180ZM229 249H231V250H229ZM78 250L80 251V254L81 253L83 254V255L81 254L83 257L82 256L79 257L80 254H78L79 253ZM88 250H90V251L88 252ZM85 251H87V252H85ZM93 251H94V253H93ZM125 251H126V249L123 250V247H122V252H125ZM245 251H246V253H245ZM70 253H72V254L74 253L75 255L74 254L70 255ZM89 253L90 254L93 253V254H91V256H90ZM181 253H183L184 255ZM61 254H62V257H60ZM76 254H78V255H76ZM162 254H164L165 256L164 255L162 256ZM181 255H183V256H181ZM71 256L73 258H74V256H77V257H79V259L77 257L72 259ZM85 257H86V260H84ZM244 257H246V256H244ZM50 258H51V260H50ZM70 258H71V260H70ZM93 258L96 260H94ZM218 258H219V262H218ZM179 259H180V262H179ZM260 259H261V261H260ZM38 260L42 261V260H44V257H41V259H38ZM81 260H82V262H81ZM164 260L166 262H169L166 259H164ZM34 262H36V261H34ZM92 262L90 260L88 262V264H90ZM242 264H243V262H242Z\"/></svg>",
    "mask_w": 264,
    "mask_h": 264
}]
</instances>
